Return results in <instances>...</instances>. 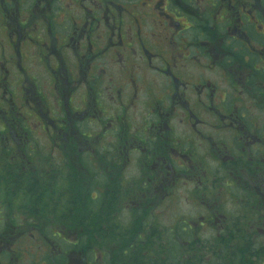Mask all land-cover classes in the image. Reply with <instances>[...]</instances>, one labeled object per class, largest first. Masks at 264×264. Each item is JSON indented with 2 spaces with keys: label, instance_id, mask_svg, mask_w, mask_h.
Wrapping results in <instances>:
<instances>
[{
  "label": "flooded vegetation",
  "instance_id": "obj_1",
  "mask_svg": "<svg viewBox=\"0 0 264 264\" xmlns=\"http://www.w3.org/2000/svg\"><path fill=\"white\" fill-rule=\"evenodd\" d=\"M62 90L77 103L65 112L58 109ZM40 104L48 107L47 114L41 115ZM139 104L151 121L140 132L126 133L133 129L127 115ZM110 105L126 117L118 119L122 126L104 129L102 137L115 136L120 171L125 152L139 155L137 175H121L135 182L142 197L156 199L157 205L145 206L150 213L165 212L178 186L205 215L200 226H208L207 215L240 211L226 206L231 188H242L238 180L249 182V197L253 178L248 174L255 169L264 190V172L259 173L264 166V0H0V133L5 135L0 150L10 149L12 160L27 158L22 139L34 131L17 125L12 108L45 122L39 127L43 146L50 145L61 159L63 149L76 145L72 129L79 116L106 114ZM52 112L59 114L52 117ZM173 120L187 134L177 143ZM205 124L217 139L202 131ZM225 134L228 140L222 139ZM28 143L40 150L36 142ZM190 143L193 149L208 143L210 150H193ZM163 146L172 152L166 156ZM15 151H21L18 157ZM88 153L94 167L101 164L95 166L94 151ZM106 155L101 161L107 171ZM24 225L8 221V235L0 234V264H59L61 259L78 264L74 243L63 242L72 246L61 248L39 232L23 237ZM27 238L32 248L16 243ZM259 241L264 244V238ZM124 255L119 264H126Z\"/></svg>",
  "mask_w": 264,
  "mask_h": 264
},
{
  "label": "trees",
  "instance_id": "obj_2",
  "mask_svg": "<svg viewBox=\"0 0 264 264\" xmlns=\"http://www.w3.org/2000/svg\"><path fill=\"white\" fill-rule=\"evenodd\" d=\"M4 136L0 133V141H5ZM31 136L25 134L22 142H36ZM30 148H23L22 155L27 159L33 152L41 156L43 163H37L40 167L27 159L12 160L11 154L0 150V231L8 230V215L15 211L14 219L25 224L23 237L29 232L38 236L39 232L59 241L61 248L74 243L78 264H119L118 258L125 253L126 264L132 259L136 264H264V244L259 241L264 238L261 181L255 179L254 183L259 193L252 189L248 197L243 188L242 193L226 199L238 206L237 213L207 215L208 226H200L204 214L186 221L189 227L184 220L162 226L155 213L145 208L156 204V199L142 197L136 192L135 182L123 180L114 158L108 159L106 171L101 161L105 152H98L101 164L96 167L90 166L88 152H76L75 170L66 158V149L59 161L53 151L50 157L45 149ZM21 162L25 164L21 166ZM202 227L210 237H202ZM249 238L255 241L248 242ZM66 263L64 259L59 261Z\"/></svg>",
  "mask_w": 264,
  "mask_h": 264
},
{
  "label": "rangeland",
  "instance_id": "obj_3",
  "mask_svg": "<svg viewBox=\"0 0 264 264\" xmlns=\"http://www.w3.org/2000/svg\"><path fill=\"white\" fill-rule=\"evenodd\" d=\"M10 90L11 89H9V91ZM8 94H9V92H8ZM62 97L63 98H62L61 103H60V108L58 107V109H60L61 112L62 111L65 112V109H68V110L70 108L73 109L74 104H77L74 99H71V97L67 96L66 91L62 90ZM76 98L79 99V97H76ZM14 99L18 100L15 96H14ZM51 103H52L51 105L55 104L52 100H51ZM48 105L50 106L49 103H48ZM11 106L13 107L12 104H11ZM14 106H16V105H14ZM39 107H38V109L42 113L41 115H43V113L47 114L48 107L46 105L40 104ZM79 107H81V106H79ZM108 107H111V108L107 109L106 114L101 115V114L95 113V116L97 115L96 117H92L91 113H88V114L83 113L81 116H79V117H81L80 118L81 120L77 121L78 122L77 124L75 122L76 125L73 129L71 127L72 135H73V141L76 142V145H77V143H83V145L78 144V146H77L78 149H76L75 148L76 145H73V144H71L68 148H66V150H68V155L66 156V158H67L68 162H70L71 166H73V165L75 166V170L77 167L76 162L78 160V158L75 154L76 152H79L82 155L85 152H90V150L94 151V154L96 155L95 159H97V162L100 160V156L98 155L99 154L98 152L107 153V155L106 154L105 155L107 156L108 159H113V158L115 159L118 156V154H119L118 145L115 143V140H114L115 136L113 138L112 137L103 138L102 137L103 136L102 131L104 129L114 130V129L118 128V126H122L123 124L118 119L120 118L122 121V118L126 117V113L124 111L123 112L118 111L115 105H110ZM55 108H56V106H55ZM17 110H19V112H20L21 109L19 108ZM11 112H12V117L16 118L17 125L19 127H21L22 130H26V127H27L29 130L34 131L33 134L30 132V134H32L31 138L34 139V141H36V145L41 151H42V149H45L46 151L49 152L50 157H51V151H53L54 156L59 158L57 153L52 149V147L50 145H48L46 143V145L43 146L45 143V139L42 137V133L39 129V127L41 129H43V127L45 125V122L43 120L38 119L36 121L35 120L36 118H34L33 115L30 114V111H28V113H25L26 117H23V115L21 113L20 114L16 113V111H14V108L11 109ZM58 114H59V112H52L50 115L53 117V116L58 115ZM145 114H146V112L143 111L142 104H139L138 108L135 112L131 113V115H129V116L127 115V122L130 125H132L133 129L126 130V133H128V131H130L131 133H135L137 131L140 132L142 130V127L144 125L148 124L149 121H151V116L145 117ZM82 120H84V121H82ZM206 121L208 123H214L215 122L214 119H209V118H206ZM173 122H174L173 125H175L176 129L172 130L171 133H172V137L175 138V140H174L175 143H177L178 142L177 139L184 140L183 136H185L187 134L181 132V126H180L179 121L177 122L176 120H173ZM37 123H39L40 126ZM108 124H110V125H108ZM124 125H127V124L124 123ZM210 127L211 126H209L208 124L207 125L205 124L202 131L204 133H209L215 139H217V134L212 132L215 130L210 129ZM79 131L86 132L87 135L88 134L93 135V137H92L93 140L89 141L90 139H88L89 137L87 135H81L82 138L78 137ZM35 132H37L38 134H36ZM19 135H21V134H19ZM225 135L226 136L222 135V139L228 140V137H227L228 135L227 134H225ZM66 137H68V136L66 135ZM74 137H77V139H74ZM195 143H198V142H195ZM190 144L191 145L189 148L193 149L192 143H190ZM25 145L28 149L31 146L30 150H32V145L30 143H26ZM208 145H209L208 143H203L201 145H196V147L194 149L199 148L200 150H205L206 148H208ZM184 146H186V144H184ZM163 148H164V154L166 156H167V152L168 153L172 152V150H168L169 147L163 146L161 149H163ZM189 148H187V150H189ZM28 149H26V150H28ZM10 152H11L10 149H8V154H10ZM15 152H16L17 157H18L20 155L21 151H15ZM217 152H218V150H215L216 154H217ZM122 158L123 159L126 158V163H125L124 168L121 171L123 172V175H126L125 177L127 179H131L130 177L136 176L138 173L139 155L137 154V152H133V151H131L130 153L125 152L124 157L122 156ZM38 159L41 161V163H43L41 156L39 157L36 154H34V152H33L32 155H29L27 162L32 163L34 166L40 167V165H37ZM115 160H117V159H115ZM59 161H60V159H59ZM97 162H94L95 166H96ZM178 163H181V161H178ZM23 164H25V162L24 163L21 162V166ZM60 164H61V162H60ZM89 164L92 167L93 161H92L91 157H89ZM213 165L214 166H212V167H214L213 168V170H214L217 168V165L214 163H213ZM259 168H261V166H259ZM260 170H262L264 172V166ZM254 171H255V169H254ZM254 171H253V174H251L250 172L248 174L249 178H251V176L253 178V180H251L252 189H254L255 179H257L256 177L253 176ZM243 173H247V171H245ZM244 180H238L237 181V186L241 185L242 188H236V187L231 188L232 191L234 192L233 196L237 195L238 193H242L243 188H245L247 191L246 185H248L249 182H247L246 185H244L243 184ZM186 193H187V190L181 186H178L176 188V190H174V188H173V192L171 194V199H170V202L168 204V209L165 212L159 213L162 210L161 208H159L156 210V213L154 214L155 219L157 220V222L160 225H162V226L169 225L170 226V225H174L176 222H179L180 220H182V221L184 220L185 222H183V223L186 224L187 227H189L188 224H190V223H186V221H193L194 219H197L198 217L201 216V214L198 212V210L194 209V206L190 202V198H187ZM224 194L225 193H223L222 195H224ZM223 199H224V197H223ZM233 205L234 204H232L231 202H228V201L226 203L227 208H230ZM228 213H231V212H228ZM2 214H3V209L0 208V216H2ZM16 214L17 213L15 211H13V213L11 215H8V221L11 223H14V224L18 223L13 217ZM200 230L202 232V237L207 238V237L211 236V234L208 231H206V228L202 227ZM262 231L264 233V227L262 228ZM0 233L4 234V235L8 234V230L5 231V229H3V231H0ZM25 240H28V242H26ZM25 240L16 241V243H20V242L27 243L32 248V242L33 241L30 238H27Z\"/></svg>",
  "mask_w": 264,
  "mask_h": 264
}]
</instances>
